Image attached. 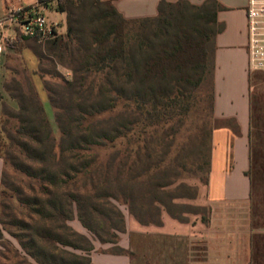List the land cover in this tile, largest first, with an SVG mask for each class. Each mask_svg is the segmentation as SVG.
<instances>
[{"label": "trees", "instance_id": "trees-1", "mask_svg": "<svg viewBox=\"0 0 264 264\" xmlns=\"http://www.w3.org/2000/svg\"><path fill=\"white\" fill-rule=\"evenodd\" d=\"M38 5L66 13L67 31L44 42L28 37L37 70L25 67L4 83L15 104H5L0 129V239L7 230L17 240L21 264H93L92 239L70 221L117 243L127 226L120 205L144 225H161L164 213L188 221L179 201L198 192L187 178L208 184L212 132L220 125L214 73L224 7L161 0L157 15L125 18L114 0ZM199 110L194 133L181 137ZM222 124L239 132L235 119Z\"/></svg>", "mask_w": 264, "mask_h": 264}, {"label": "crops", "instance_id": "crops-1", "mask_svg": "<svg viewBox=\"0 0 264 264\" xmlns=\"http://www.w3.org/2000/svg\"><path fill=\"white\" fill-rule=\"evenodd\" d=\"M189 1L201 4L205 0ZM217 1L224 7L218 12V20L225 27L216 41L214 116L220 121L235 119L239 128V132H235L230 125L220 124L212 132L206 198L212 209L217 208L224 213L225 230L217 234L222 241L221 251L214 255L213 234L209 232L213 224L210 221L182 222L164 213L161 225H144L133 217H126V230L119 232L117 243L92 239L94 249L90 257L93 264H139L140 258H146V254L150 262L156 261L157 264H253L249 220L248 223L245 220L249 219L252 196L248 171L252 162L254 119L258 112L257 84L253 77L256 72L263 71L251 70L249 66L248 0ZM160 2L114 0V5L125 18H139L157 15ZM37 4L38 0H0V17L10 5L28 7ZM50 11L56 10L44 9L46 14ZM8 32L12 33L11 30ZM4 67L5 53L0 54V81ZM3 169L4 160L0 157V191ZM153 236L159 241V253L153 254V249L146 250L145 247L139 249V238L148 240ZM183 245L184 253L181 252ZM117 247L125 252H117ZM168 251L169 254L166 253Z\"/></svg>", "mask_w": 264, "mask_h": 264}, {"label": "rangeland", "instance_id": "rangeland-1", "mask_svg": "<svg viewBox=\"0 0 264 264\" xmlns=\"http://www.w3.org/2000/svg\"><path fill=\"white\" fill-rule=\"evenodd\" d=\"M46 15L49 21H57L55 23L59 25V31H61V33H66V15L59 11H50ZM25 38L28 37H23L21 39L20 46L17 50H8L5 53V67L0 81V93L2 95L0 98V129L3 125L2 122L4 119L5 104H15V102L10 98L9 92L6 90L4 83L6 80H10L15 75L19 78L22 77L24 75L23 70L25 67L28 68L30 73H34L38 67L37 58L34 52L29 48V46L27 47V45H29L32 40L30 38ZM62 72L68 77L71 75V73L65 69H62ZM33 77L39 89L41 98L45 103L49 117L56 125L54 112L48 102L42 81L37 74H34ZM253 79L257 84L256 90L258 95V112L257 118L254 119L255 125L252 132V162L250 168V175L252 179V196L250 201L249 219H246L245 222L248 223L249 220L250 229L248 232L250 231L249 238L251 241V257L254 259L253 264H264V73L256 72ZM200 115L201 110L192 111L188 118L187 124L180 130L181 137H191L192 133H194V127ZM222 122L223 121L218 120L216 124H222ZM212 124H215V121H212ZM186 181L191 185L197 186L198 195L196 199H181L179 201L182 203L181 210L186 211L183 212V217L191 222H200L202 221V216H205L206 222L210 221L211 224H213V226L210 227L209 232H212L211 234H213L212 240L214 245V255H218L221 251L222 241L221 238L217 236V234H220L225 230V224L223 222L224 213L220 209L211 208L206 198V186L202 182L192 178H187ZM120 207L126 217L132 218V216H130L128 206L120 205ZM70 224L80 232L87 234L91 239H96L93 233H91L80 223L78 218L70 221ZM3 233L4 236L2 239H0V251H2V255H0V264H21V256L18 257L15 253L16 249L20 248L17 240L7 230H4ZM138 245L139 249L143 247H145L146 250L153 249V254H157L160 251L159 241L154 238V236L148 240H141L139 238ZM181 252H185L184 245L181 249ZM166 253L169 254L170 252L168 251ZM177 253H179V251H177ZM147 256L148 255L146 254V258H140L139 264H157L156 261L150 262L147 259Z\"/></svg>", "mask_w": 264, "mask_h": 264}, {"label": "built area", "instance_id": "built-area-1", "mask_svg": "<svg viewBox=\"0 0 264 264\" xmlns=\"http://www.w3.org/2000/svg\"><path fill=\"white\" fill-rule=\"evenodd\" d=\"M246 17L249 66L251 70L264 72V0H248ZM19 34L44 42L55 38L61 31L57 23L49 21L38 4L28 7L10 5L0 17V54L8 51V44Z\"/></svg>", "mask_w": 264, "mask_h": 264}]
</instances>
